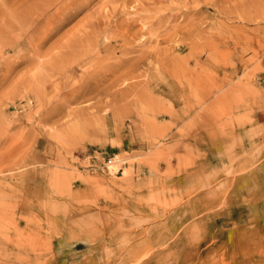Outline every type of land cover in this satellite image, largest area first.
I'll use <instances>...</instances> for the list:
<instances>
[{
    "label": "rangeland",
    "instance_id": "obj_1",
    "mask_svg": "<svg viewBox=\"0 0 264 264\" xmlns=\"http://www.w3.org/2000/svg\"><path fill=\"white\" fill-rule=\"evenodd\" d=\"M38 21L16 55L1 27L0 264H264V0H61Z\"/></svg>",
    "mask_w": 264,
    "mask_h": 264
},
{
    "label": "bare ground",
    "instance_id": "obj_2",
    "mask_svg": "<svg viewBox=\"0 0 264 264\" xmlns=\"http://www.w3.org/2000/svg\"><path fill=\"white\" fill-rule=\"evenodd\" d=\"M13 1H15V0H13ZM61 0H34V1H32V2H29V4H27L26 6H24V8L22 9V10H20L19 8H21L22 6H23V4L22 5H20V6H10L9 4H3V5H0V28L3 26V27H5V26H7V29H8V32H10V30H13V28L15 27V28H18L17 30H19L20 31V34L18 33L19 31H17V33L19 34V36L18 37H16L15 39H10V37L9 38H6V37H8V36H6V37H3L2 38V40L4 39H7V41L5 40L4 42H3V46H2V48H3V50H5V51H12L15 55H16V53L19 51V49H20V47H23V46H25V45H27V43L29 42V41H31L33 38H31V40H30V36H28V35H26V33H32L33 32V28L36 26V27H38V28H41V27H43V25L44 24H46L47 23V21H45V22H35V25L33 24L34 23V20H37V18L38 17H40V16H42V15H44L46 12H47V10H48V5L49 4H54V3H59ZM24 1H22V3H23ZM28 2V1H27ZM48 16V15H47ZM45 17V16H44ZM48 20H49V18H47ZM39 26H41V27H39ZM6 28V27H5ZM2 29L3 28H1V30L0 31H2ZM15 31V32H16ZM44 31V30H43ZM5 31H4V29H3V31L1 32V34H0V36L2 35V33H4ZM6 32H7V30H6ZM5 32V34H7ZM25 34V36L23 37L22 36V34ZM14 33H12V35H13ZM4 35V34H3ZM8 35V34H7ZM11 35V34H10ZM9 35V36H10ZM5 36V35H4ZM14 36V35H13ZM41 36V35H40ZM46 36V34L41 38V40H43V38ZM15 37V36H14ZM1 38V37H0ZM8 39H10V40H8ZM23 39H25V40H28V42H26V43H24L23 44V46H22V44H21V42H22V40ZM1 45V44H0ZM27 47V46H26ZM2 51V50H1ZM1 54V53H0ZM2 58V57H1ZM5 59V58H4ZM7 59V58H6ZM11 59V58H10ZM76 59V58H75ZM66 61V60H65ZM13 64V63H12ZM55 64V63H54ZM129 64V63H128ZM66 65V64H65ZM55 67V66H54ZM61 67V66H60ZM63 67V66H62ZM61 69V68H60ZM38 76H40V75H38ZM39 79V78H38ZM20 82V84L22 83L21 81H19ZM19 82H18V84H19ZM23 82H25V81H23ZM26 82H28V81H26ZM33 82V81H32ZM29 84H31L30 82H28ZM35 83V82H34ZM19 84V85H20ZM26 84V83H25ZM33 84V83H32ZM37 84H39L38 83V81H37ZM40 84H41V81H40ZM42 84H44V83H42ZM24 85V84H23ZM31 86H33V85H30V89L31 90H33V88H31ZM35 86V85H34ZM42 87H41V89L42 88H44V86L43 85H41ZM55 86V85H54ZM22 87H24V86H22ZM26 87V86H25ZM24 87V88H25ZM28 87V86H27ZM26 87V88H27ZM21 88V87H20ZM23 88V89H24ZM26 88H25V90H26ZM29 88V87H28ZM27 88V89H28ZM62 88V87H61ZM30 89H29V91H30ZM35 89V88H34ZM37 89V88H36ZM39 89V88H38ZM37 89V90H38ZM40 89V90H41ZM25 90H23V92L25 91ZM43 90V89H42ZM44 91V90H43ZM73 91V90H72ZM71 91V92H72ZM82 91V90H81ZM31 92H33V91H31ZM69 92V91H68ZM44 93V92H43ZM21 94H22V92H21ZM21 94H20V96H21ZM41 95H42V93H40ZM40 94L38 95V97H40ZM79 94H81V92H79L78 93V95ZM23 96V95H22ZM36 96V95H35ZM68 96V95H67ZM39 99V98H38ZM71 99V98H70ZM89 107V106H88ZM99 108V107H98ZM106 109V108H105ZM41 110H43V109H41ZM45 110V109H44ZM34 111V110H33ZM37 111V110H36ZM41 112V111H40ZM34 113V112H33ZM29 114V113H28ZM72 114V113H71ZM38 116V115H37ZM41 116V115H40ZM87 116H89L88 114H87ZM85 117V116H84ZM26 118H28V117H26ZM29 118H30V116H29ZM33 118V117H32ZM77 118V117H76ZM37 121H38V119H37ZM77 121V120H76ZM39 123V122H38ZM77 123H80L79 121H77ZM90 123V122H89ZM1 125V124H0ZM74 125V124H73ZM76 125L77 126H79L78 124H75L74 125V127H75V129L76 128H78V127H76ZM52 128V127H51ZM53 129V128H52ZM51 129V130H52ZM72 129H74V128H72ZM71 129V130H72ZM55 130V129H54ZM2 133V132H1ZM28 133V132H27ZM47 133V132H46ZM58 133V132H57ZM71 133V132H70ZM36 133H34V135H35ZM28 135H30L29 133H28ZM33 135V134H32ZM31 136V135H30ZM70 136V135H69ZM23 137V136H22ZM38 136L36 135V136H32V138L34 139V138H37ZM60 137H61V135H60ZM62 139H64V138H62ZM59 141V140H58ZM67 141H68V139H67ZM64 142V141H63ZM61 143V142H60ZM62 144V143H61ZM114 163H116V162H114ZM113 167V166H112ZM108 168V167H107ZM112 169L113 168H111V166H110V171H112Z\"/></svg>",
    "mask_w": 264,
    "mask_h": 264
},
{
    "label": "crops",
    "instance_id": "obj_3",
    "mask_svg": "<svg viewBox=\"0 0 264 264\" xmlns=\"http://www.w3.org/2000/svg\"><path fill=\"white\" fill-rule=\"evenodd\" d=\"M254 129H253V127L251 126L250 128H246V132L245 133H242L241 132V135H242V137H243V139H241V141H240V143H238V147H243V146H246V147H252L253 146V144L257 141L256 139H255V137H253V131ZM238 150H236V152L235 153H237V154H239V152H237ZM236 154V155H237ZM203 163V162H202ZM203 166L206 168V166H205V164H203ZM193 168V170H191V172H190V174L191 173H195V170H194V166L192 167ZM190 169V168H189ZM207 170V169H206ZM186 175H188L187 173H186ZM184 176V175H182V176H180V175H177V178H175V177H173V180H175V179H184V180H186V179H188L187 177L188 176ZM187 181L188 180H186V184H187ZM181 184H182V188H184V186L186 185L184 182H181ZM181 194V193H180ZM190 193L188 192V193H186L185 195H189ZM182 195H184V193L182 194Z\"/></svg>",
    "mask_w": 264,
    "mask_h": 264
},
{
    "label": "built area",
    "instance_id": "obj_4",
    "mask_svg": "<svg viewBox=\"0 0 264 264\" xmlns=\"http://www.w3.org/2000/svg\"><path fill=\"white\" fill-rule=\"evenodd\" d=\"M108 161H109V162H111V160H110V159H109Z\"/></svg>",
    "mask_w": 264,
    "mask_h": 264
}]
</instances>
